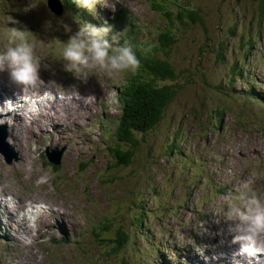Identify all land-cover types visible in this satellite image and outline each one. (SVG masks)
Instances as JSON below:
<instances>
[{"label":"rangeland","instance_id":"374dc122","mask_svg":"<svg viewBox=\"0 0 264 264\" xmlns=\"http://www.w3.org/2000/svg\"><path fill=\"white\" fill-rule=\"evenodd\" d=\"M180 3L205 20L188 21L176 35L170 31L177 42L169 61L182 89L155 129L136 134L133 164L116 166L110 147L126 150L116 136L125 128L123 110L137 103L133 74L97 72L86 82L77 80L63 70L62 42L69 37L66 28L74 34L92 23L74 16L68 22L67 13L59 16L47 0H0V51L5 27L25 31L38 55L41 84L55 81L61 95L76 97L54 113L43 107L31 121L15 119L13 126L15 116L0 115L10 120L0 125V193L17 196V212L34 203L53 212L40 217L33 244L22 248L15 233L24 225L0 199V264H244L230 254L238 246L231 245L228 222L215 212L245 182L264 198L263 109L255 111L259 104L242 93L264 98V10L257 0ZM99 6L103 15L114 11L123 26L131 21L125 31L141 29L143 43L153 44L165 30L151 0H101ZM125 85L132 94L122 96ZM12 93L8 87L10 100ZM6 140L16 156L1 153ZM60 148L66 150L56 165L48 154L60 158Z\"/></svg>","mask_w":264,"mask_h":264},{"label":"clouds","instance_id":"9594fccd","mask_svg":"<svg viewBox=\"0 0 264 264\" xmlns=\"http://www.w3.org/2000/svg\"><path fill=\"white\" fill-rule=\"evenodd\" d=\"M91 10L98 0H74ZM66 31H69L66 28ZM110 27L81 25L78 30L62 42L60 61L65 72L81 82L89 76L103 72L109 77L122 73L135 74L139 60L133 48L125 42L120 44L117 35H109ZM5 45L0 51V73H6L8 81L19 91L15 101L5 100L0 107V115L17 111L23 120L30 121L39 116L44 106L66 103L69 97L60 95L55 81H43L39 77L40 63L37 52L25 31L5 27L3 29ZM84 102L87 97H80ZM10 122L0 119V125ZM14 193H0L8 209L17 212V199ZM42 203L25 204L17 212V221L25 230L15 233L17 243L22 248L31 247L38 228V221L48 212ZM228 222L227 232L230 243L238 245L235 255L261 264L264 259V198L259 196L247 182L235 188L222 208L215 212ZM45 243L44 240L40 241Z\"/></svg>","mask_w":264,"mask_h":264},{"label":"trees","instance_id":"16d2710c","mask_svg":"<svg viewBox=\"0 0 264 264\" xmlns=\"http://www.w3.org/2000/svg\"><path fill=\"white\" fill-rule=\"evenodd\" d=\"M150 1V0H149ZM181 0H151L153 2V6L156 9L155 11L159 13L161 12V17L165 20V23L162 28L163 30L156 39V45L152 43L149 46V42L146 41L144 46L139 44V35L136 31L127 32L123 28L122 30H117V38L120 44H124L127 42L133 48L137 59L139 60V67L135 74L132 75V80L135 82V86L133 84V88L137 90V103H134L128 111H125L122 120L125 123V128H121L122 133H117L116 139L117 141L126 146V150H122L120 148L110 147L115 155L116 166H129L133 164L135 157V149L139 146V140L136 138L137 133H148L149 131L155 129L159 124L160 120L164 117V114L169 107V104L176 98L177 93H180L182 87H177L176 84L178 80L176 65H173L171 61H169L168 51L174 44L177 42V39H174V35L176 32H181L183 29L185 30L186 24L188 21L193 23H201L204 24V18L199 10L189 8L185 3H180ZM261 3L264 10V0H257ZM169 2V3H166ZM74 6L75 9L80 10L81 4L77 5L76 3L68 2V7L71 9V6ZM169 5H172L169 6ZM73 12V10H72ZM75 27L78 28L77 24L73 22ZM174 26L176 29L171 26ZM129 28V26L127 27ZM78 30V29H77ZM76 30V31H77ZM127 34L129 37L126 38ZM109 35H116L115 33L110 32ZM120 35V36H119ZM177 38V36H176ZM250 67V66H248ZM245 66H243L242 70H244ZM176 80L177 82H174ZM128 84H130V79H127ZM235 91V90H234ZM122 96H128V94H132L129 91V85L121 91ZM233 96L237 95L236 92H229ZM245 98H249L250 100L259 104V108H254L255 111L259 112V109L262 108L264 111V98L263 101L259 102V100L253 96H248L247 91H243ZM259 99L263 95H258ZM240 97V96H239ZM243 97V96H242ZM237 110L241 111L240 108ZM261 112L264 115V112ZM243 114V112H240ZM263 128L264 126L259 123ZM108 132V133H107ZM110 129L106 130L108 136ZM172 146L175 147L173 144ZM114 169H118L117 167H112ZM142 208V207H141ZM101 220V218H100ZM99 222H103L106 228L110 227V223H107L105 220H101ZM115 229V228H114ZM95 231V228H93ZM111 232L106 229V233ZM111 234V233H110ZM107 234L106 236H111ZM96 237V235L94 234ZM99 238L101 236L98 235ZM124 237V236H123ZM99 238L97 241L100 243ZM112 239V238H111ZM101 244L103 242L101 241ZM119 244V243H118Z\"/></svg>","mask_w":264,"mask_h":264},{"label":"bare ground","instance_id":"6f19581e","mask_svg":"<svg viewBox=\"0 0 264 264\" xmlns=\"http://www.w3.org/2000/svg\"><path fill=\"white\" fill-rule=\"evenodd\" d=\"M72 1V3H76V2H74V0H47V3H48V6L49 7H54V6H56L57 8H58V13H59V16H62L63 14H66L67 13V15H68V22H72V18H73V16L76 18V19H78L77 17L79 16L80 17V15H82L83 17H88L89 15H91V13H90V11H88V10H86V9H82L81 10V12L77 9V10H75V11H73V12H68L66 9H69V7H68V2H71ZM101 2V0H98V4ZM52 3H54L53 5H52ZM77 4V3H76ZM77 5H79V4H77ZM82 5V4H81ZM80 6V5H79ZM85 7V6H84ZM98 9L99 8H97L96 9V11H94L95 13H96V16H94V19L92 20V21H90L91 23H92V26H97V25H95L96 23L100 26V27H102V26H106V27H110L109 26V22H111V21H113V20H115V19H117V20H119V17H117V16H115V12L114 11H110V13H107L106 15H103V10L100 8V10H101V12H97L98 11ZM99 10V11H100ZM80 19V18H79ZM120 21V20H119ZM76 24H77V26H79V23H78V20H76V21H74ZM129 22H131V21H129ZM129 22L126 24V25H124L125 27H127V25L129 24ZM94 23V24H93ZM67 27V26H66ZM131 28L134 30V28H135V26L133 25V26H131ZM137 29H135V31L140 35V36H142L143 37V39H144V33H143V31L141 30V29H139L138 27H136ZM68 30H69V28H68ZM74 33L76 32V30H74L73 31ZM64 34H66V33H64ZM67 34L70 36L71 35V32H70V30L67 32ZM0 79H1V81L3 82V84L1 83V81H0V99L1 98H3V96L5 95V98H3L2 100H0V102H3L4 103V101L5 100H9V98H8V95H7V93H8V87H13V95H15L16 94V92H15V90L18 92L19 90L14 86V85H12L9 81H8V78L6 77V76H0ZM43 86V84H41V87ZM60 95H61V92L60 91H58L57 89H55ZM67 97H69V99H68V101L66 102V103H68V102H74L75 100L74 99H76V97L72 94V97L73 98H70V96H67ZM15 96H14V99H13V101H15ZM2 103V104H3ZM66 103H61V104H59V105H53V106H44V108L45 109H48V110H51L53 113L55 112V111H57V110H59L62 106H66ZM0 107H2V106H0ZM43 108V107H42ZM8 113H11V115H12V117L13 116H15V117H13L12 118V120H11V122H12V126L14 125V123H13V120H15V119H23L19 114H18V112L17 111H13V112H7V113H4L5 115H3L4 117L6 116V114H8ZM2 116V115H1ZM31 121V120H30ZM102 129V132H103V130H104V132L107 130V129H109V128H103L101 125H100V130ZM8 130V129H7ZM18 136H16L15 137V140H16V138H17ZM1 153H4V152H1ZM14 155V154H13ZM54 163V162H53ZM57 165V164H56ZM6 206V205H5ZM8 208V207H7ZM5 211V208L4 207H1V205H0V213H3ZM53 212L51 211V213L48 211V212H46L44 215H46V214H48L50 217H52L53 216V214H52ZM44 215H42V216H44ZM41 216V217H42ZM49 223H50V221H49ZM49 229H50V226H49ZM51 229L53 230H55V226H51ZM1 230H4V229H1ZM57 234L59 235L60 233L59 232H57ZM64 238H68V237H65L64 236ZM0 239L2 240V241H5V239L3 238L2 239V237H0ZM229 239V238H228ZM231 240V239H230ZM228 245H230V244H228ZM231 245H233V244H231ZM238 246V245H237ZM232 251L234 250V249H232V248H230ZM229 250V249H228ZM235 251H236V249L233 251V253H230V254H234L235 253ZM226 256V255H225ZM241 261H244V264H256V262L255 261H249V260H247V259H245V258H242L241 257ZM167 261H171V260H167ZM262 262H264V259H262Z\"/></svg>","mask_w":264,"mask_h":264}]
</instances>
